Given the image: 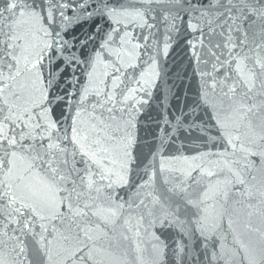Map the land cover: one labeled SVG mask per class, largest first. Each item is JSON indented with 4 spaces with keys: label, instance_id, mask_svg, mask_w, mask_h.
Masks as SVG:
<instances>
[{
    "label": "snow or ice",
    "instance_id": "obj_1",
    "mask_svg": "<svg viewBox=\"0 0 264 264\" xmlns=\"http://www.w3.org/2000/svg\"><path fill=\"white\" fill-rule=\"evenodd\" d=\"M180 38L195 100L141 137ZM157 228L264 264V0H0V264H162Z\"/></svg>",
    "mask_w": 264,
    "mask_h": 264
},
{
    "label": "water",
    "instance_id": "obj_2",
    "mask_svg": "<svg viewBox=\"0 0 264 264\" xmlns=\"http://www.w3.org/2000/svg\"><path fill=\"white\" fill-rule=\"evenodd\" d=\"M84 31L86 32L88 29ZM79 35H83V32ZM160 73L157 87L147 98L148 104L145 105V111L140 116L138 127L141 129L139 133L141 137H147L149 132H154L157 128L163 114L160 99L162 95L167 97L163 100V106L168 110V118L178 116L186 111L187 107L195 100L198 84L193 75L190 53L183 38L172 43L168 56L161 61ZM201 115L203 114L201 113ZM156 231L160 239L167 245L162 264H181L180 257L176 253L185 241H182L180 235L173 229L157 228ZM186 251L189 253V258L182 264H191V256L196 254L191 241H187Z\"/></svg>",
    "mask_w": 264,
    "mask_h": 264
}]
</instances>
